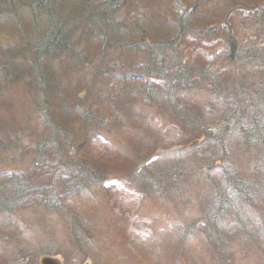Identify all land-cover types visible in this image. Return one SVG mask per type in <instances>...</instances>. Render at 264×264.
<instances>
[{"label": "trees", "instance_id": "obj_1", "mask_svg": "<svg viewBox=\"0 0 264 264\" xmlns=\"http://www.w3.org/2000/svg\"><path fill=\"white\" fill-rule=\"evenodd\" d=\"M171 1L0 0V116L4 113L5 121L6 111L13 112V124L19 117L27 119L25 128L35 132L30 147L21 150L19 167L6 169L10 163L1 162L0 264H39L41 255L62 252V241L78 256L89 251L86 240L91 243L94 237L87 231L96 232L102 218L98 210L106 199L116 208L124 203L113 197L121 186L110 184L118 175L105 172L104 160L90 161L86 153H94L98 138L110 141L115 135L120 143L118 136L132 120L137 124L135 133L125 132L121 150L139 149L141 171L135 162H128L125 172H130L129 187L135 191L125 186L120 175L125 187L120 197L130 190L164 198L175 194L185 200L194 199L191 191L196 190V197L209 204L204 239L211 238L210 228L216 229L219 222L234 228V214L236 229L242 221L254 227L264 224L258 209L264 205V162L259 157L247 163L253 151L264 156V0H185L193 12L175 11ZM206 1H213L215 7L201 11ZM197 3L202 5L196 7ZM251 33L252 41L247 43L245 36ZM200 48H208L218 64L212 74L211 59H201ZM124 72L126 79H134L138 96L129 98L113 80L106 86L98 82L101 75L110 79ZM186 91L189 94L182 100ZM140 93L150 103L145 102L146 107L160 113L153 119L166 123L165 133H155L158 137L153 141L165 147L182 145L169 160L162 155L151 160L155 151L149 150L148 139L154 126L135 115L125 101L138 103ZM35 115L42 120L33 124ZM193 137L204 140L188 151ZM103 150L98 151L105 154ZM50 166L65 171L66 183L59 177L53 184V171L44 173ZM155 169L156 189L151 190L144 180L151 186L147 178ZM68 172L83 173L81 177L90 181L77 180ZM257 173L258 181H248ZM241 175L244 178L239 180ZM99 183L102 194L104 189L111 194L106 199L93 193L92 185ZM65 199L69 207L58 204ZM27 206L36 207L35 212L27 213ZM55 217L63 220L64 234L53 227ZM35 220L38 226L33 225ZM40 227L53 240L43 247L27 239L28 232ZM178 228L174 226V231ZM197 232L185 227L177 242L172 241L182 245L184 237L192 239Z\"/></svg>", "mask_w": 264, "mask_h": 264}, {"label": "rangeland", "instance_id": "obj_2", "mask_svg": "<svg viewBox=\"0 0 264 264\" xmlns=\"http://www.w3.org/2000/svg\"><path fill=\"white\" fill-rule=\"evenodd\" d=\"M200 5L202 4L197 3L196 7H199ZM171 7H174L175 11L190 10V12H193L192 6L187 5L185 0H172L170 8ZM212 7H215L213 1H206V3L201 6V11L212 9ZM128 9L129 7L126 6L125 11ZM152 11L153 10H150L149 12ZM149 14L151 15V13ZM130 16H132V14H128L126 17ZM106 20L107 18L103 19V21L105 22ZM145 32L152 34L148 30ZM138 36H140V34H138ZM252 36V33L245 36L246 38H249V40H247V43L252 41ZM213 45L217 46L216 44ZM207 49L208 48H206V50L204 48H200L198 50L197 53L201 59H211V53ZM150 50V48H147V53ZM150 54H153L154 57H156L155 53L151 52ZM214 63V58H212L208 63V67L210 68L208 72L210 74L215 71L218 65L217 63ZM120 65L125 66V63H120ZM110 80L116 82L123 89L124 93L128 95L129 98L131 97V95L138 96L139 91H137L132 86V81L134 79H126L125 72L122 74L114 73V75L110 79H106L103 77V75H101L98 82L106 86V84ZM143 85H145L144 82ZM188 94L189 93L187 91L183 92L181 99H185ZM125 101H127V103L131 106V110L133 113L135 112V115L138 114L141 115L144 119L147 118V120L154 126L152 129L154 131H151L150 137L148 139V143L151 144L149 145V150H151L152 152L155 151L154 156L151 160L155 161L160 158L161 155V158L169 160V156L172 153H175V150H181L182 145L165 147L153 141L154 136L158 137L154 135L155 133H157L158 135H161L160 133H165L164 127L166 123L165 121H161L159 123L158 121H155V119H153L155 117V114L157 113H152L150 109L146 107V103H150L146 99L144 101L143 94H141V98H139L138 103H133L132 101L128 100V98L125 99ZM11 113L13 112L6 111L7 119L5 121H2V119L5 117V114L3 113V115L0 116V166L3 167L1 165V162L8 161V163L10 164L5 167L6 169H14L19 167L20 164L17 163V160L19 159L18 157L21 154L23 155V152H25L30 147L29 145L32 144L33 136L35 133L31 127L27 128V126L25 128L24 122H26L27 119L26 121H23V118L19 117V120L13 124ZM159 114L160 113H158L157 115ZM40 119L42 120L41 116L35 115L34 119H32L33 124L36 121L40 122ZM108 121L109 120H106V123H108ZM28 122L29 121H27L26 124H28ZM154 122H157L159 124H156ZM16 124L17 126H15ZM136 126L137 124L135 120L128 121V124L125 123L123 129H125V132L129 134L127 136L135 133ZM125 132L122 133L125 134ZM124 134L118 136V140L120 143L117 142L115 135L111 136L110 141L108 139L98 138L95 142V147L97 150L94 148V153L90 151L91 154L86 153V156L90 161L98 163L99 160H104V164H107V166L103 165L105 172H114L115 175H118V179L121 177L120 175H123L122 177H125V186L129 187L131 186L128 176V173L130 172H125V170H127L128 162H135V167L140 171L141 167H137L140 164L139 154H136L139 150L137 149L138 143H136L135 147L137 151H132L130 149L128 152H122L121 149L123 148L121 147V144H125L126 141L123 140V138H126V134ZM199 139H201L202 142L204 138H190L188 140L186 149H189L188 151H191L199 146V144H197L196 146L192 145L196 144ZM126 146H129L128 140L126 142ZM106 148H110V150L107 151ZM103 149L105 150V154L98 151ZM21 150L23 151L22 153ZM104 150L102 152H104ZM100 155H103V158L99 157ZM253 156H256L258 159L259 157H261L264 162L263 155L258 156L256 154ZM168 162H165L164 164L168 165ZM200 164L202 163L200 162ZM51 166L47 168L44 173L47 174L53 171V174L51 175L52 177L50 178L53 184L57 182V179L59 177H61V179L64 181L65 171L57 170V168L54 167L51 169ZM203 168L204 165H202V169ZM157 170L158 169L149 171L150 174L147 179L150 181L151 186H149V183L144 180L145 184L150 187L151 190L156 189L152 178L155 171ZM249 170L250 169L243 170V172H240V174L249 172ZM132 173H135V171ZM68 174L70 175V177L74 176V178L77 180L81 179L82 182L89 183L90 181L81 177L83 173L76 175L68 172ZM260 177L261 175L257 173L256 180L258 181L259 179L257 178ZM243 178L244 175H241L239 180ZM118 179L113 180V182H111L110 184L121 186L118 189L119 191L116 190L118 191V193L113 194V197L114 199L119 198L124 203L123 206L116 208L113 206V201H110V203H108L106 195L110 194V192L109 190L104 189L102 191V194V187L100 183L98 184V186H96L95 184L92 185L94 189L93 193L98 192L100 198L106 199L105 206L102 209L98 210L100 212L99 214L102 217L101 219H99V221L104 223V229L103 225H101L100 227L95 228L96 232L91 233V230L87 231L89 236L94 237V239L91 243L86 240V242L89 244V251H85V255L83 251H81V253L79 252V255L83 258L78 256V253L72 247L70 248L65 245V241H62L59 244V247H61L63 251H57V253L63 256V264H66V262L67 264H125V262H128V264H264V225L253 228L249 224H246L242 221L241 226L236 229L237 215L234 214L232 218V222L235 223L234 228H229L224 222H219L216 225V229L213 226L210 228L211 238L204 239L202 230L205 228L204 223L207 220L206 212L209 204H204V202H201L196 197V190H194L193 192L191 191V195L194 197V199H192L191 196H188L185 200L175 194L169 195V197L166 198L162 197V195L158 193L151 194L152 196H142L139 195L140 193L135 194L131 193L130 190L127 191L128 188H126V191L130 196L128 194H125L120 197V195L122 194L120 190L123 189V191H125V187ZM252 180L255 179L251 178L250 181ZM147 186H145V188L149 189ZM141 187L145 190L143 186ZM129 188L133 189L132 187ZM64 194L65 195L63 196L66 197L65 192ZM147 194L150 195L149 192H147ZM168 194L169 193H165L166 196ZM145 198L148 201L145 202ZM131 199H133V203L127 205V202H129ZM58 204H60V206L69 207L66 199L62 200V202ZM26 210L27 213L30 211L34 213L36 207L27 206ZM51 223L59 234L62 232L64 234V222L61 218L55 217V219L51 220ZM26 224L31 225L29 220L28 223L26 222ZM38 224L40 223L37 222V220L33 222L34 226H38ZM176 225H178L179 228L178 230L174 231V226ZM185 227H192L198 232L193 236L192 239H190L191 235L187 238L184 237L185 242L182 245L176 246V244H174L172 240L177 239V236L184 233ZM125 229L126 231H128L126 234ZM8 235L12 234L8 232ZM143 235H147L148 238L144 237ZM139 236L142 237L140 238ZM63 237L65 236L63 235ZM27 239L28 241L34 239L33 242L38 247H43L44 245L53 241L49 237L48 233L42 229V227H40L38 231H35V229H33L32 231L28 232ZM175 241L177 242V240ZM9 242L13 251H17V245L13 241V239H9ZM25 245L30 246L29 244ZM146 251L148 254H146ZM187 252L190 253L191 257H189ZM261 254L263 255V257L261 256ZM30 264L35 263L32 262Z\"/></svg>", "mask_w": 264, "mask_h": 264}, {"label": "water", "instance_id": "obj_3", "mask_svg": "<svg viewBox=\"0 0 264 264\" xmlns=\"http://www.w3.org/2000/svg\"><path fill=\"white\" fill-rule=\"evenodd\" d=\"M54 257V258H52ZM41 264H63V258L61 256H43L40 260Z\"/></svg>", "mask_w": 264, "mask_h": 264}]
</instances>
